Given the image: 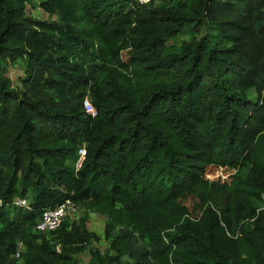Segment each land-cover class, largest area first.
<instances>
[{
  "label": "trees",
  "instance_id": "16d2710c",
  "mask_svg": "<svg viewBox=\"0 0 264 264\" xmlns=\"http://www.w3.org/2000/svg\"><path fill=\"white\" fill-rule=\"evenodd\" d=\"M84 255L264 264V0H0V264Z\"/></svg>",
  "mask_w": 264,
  "mask_h": 264
},
{
  "label": "rangeland",
  "instance_id": "374dc122",
  "mask_svg": "<svg viewBox=\"0 0 264 264\" xmlns=\"http://www.w3.org/2000/svg\"><path fill=\"white\" fill-rule=\"evenodd\" d=\"M26 13L32 17V18H35L37 20H41V21H47V20H50V18L47 16L46 13H44L41 9L39 8H36V9H31L29 6L27 7L26 9ZM53 19V18H52ZM123 59L126 60V57L125 55L123 54ZM8 74L7 76L11 79L13 85H17V82H18V77L19 75L21 74V70L22 68L17 66L15 68H11V67H8ZM249 98L251 100H254L255 99V94L254 93H250L249 94ZM213 172V170H212ZM244 175V174H243ZM189 209H191V206H189ZM72 218L71 220L73 219H78L80 216H81V211L80 210H72V212H69L68 213ZM192 216H195V213H191ZM104 217L96 214V213H90L89 216H88V225H89V230L91 232H94L96 233L97 235L99 236H102V233H103V228H104ZM100 248L101 249H105L106 248V244L102 241ZM80 261L81 264H87V261H88V256L87 255H84V257L82 258H79L78 259Z\"/></svg>",
  "mask_w": 264,
  "mask_h": 264
},
{
  "label": "built area",
  "instance_id": "2783aa9c",
  "mask_svg": "<svg viewBox=\"0 0 264 264\" xmlns=\"http://www.w3.org/2000/svg\"><path fill=\"white\" fill-rule=\"evenodd\" d=\"M149 0H139L140 3H146ZM84 108L86 112L90 113L92 116H95V112L90 107L87 101L84 102ZM79 155L82 158L85 155V150H79ZM79 165H77L78 168ZM15 204L19 207L26 208V201L25 200H18ZM75 210V206L69 200L65 201L58 207L54 209L45 210L42 213V216L39 222L35 226V230L38 232H46V231H54L60 227L62 222L64 221L65 217L68 215L69 212ZM18 257V254H16Z\"/></svg>",
  "mask_w": 264,
  "mask_h": 264
},
{
  "label": "clouds",
  "instance_id": "9594fccd",
  "mask_svg": "<svg viewBox=\"0 0 264 264\" xmlns=\"http://www.w3.org/2000/svg\"><path fill=\"white\" fill-rule=\"evenodd\" d=\"M135 2H137L139 5H146V4H148L151 0H149L148 2H146V3H140L139 2V0H134ZM85 101H87L88 102V100H85ZM84 101V102H85ZM84 102H83V106H84ZM89 104V103H88ZM85 109V108H84ZM86 111V110H85ZM94 111V110H93ZM88 113V112H87ZM83 150V149H82ZM78 154H79V152H78ZM85 156V155H84ZM83 156V157H84ZM79 157H80V155H79ZM83 157L81 158H79V161L81 162L82 161V159H83ZM77 165H79V162L77 163ZM77 165H76V167H77ZM79 167V166H78ZM226 171V170H225ZM225 173H227V175L226 176H223V178H222V180L223 181H228V179L230 178L229 176H231L232 174H233V172L232 171H226ZM245 173V172H244ZM229 182V181H228ZM18 200H21V199H17V200H15L14 202H13V205L14 206H16V207H18V208H24V207H19V206H17L16 204H15V202L16 201H18ZM26 204H27V202H26ZM26 208H27V205H26ZM189 217V216H188ZM195 220V219H194ZM169 232H172V230H169ZM165 242H167V240H165ZM16 254H18V257H16ZM15 255H14V258L15 259H18L19 258V252L18 253H16ZM170 261H171V255H170Z\"/></svg>",
  "mask_w": 264,
  "mask_h": 264
}]
</instances>
